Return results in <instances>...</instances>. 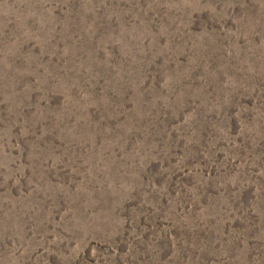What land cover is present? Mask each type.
<instances>
[{"label": "rangeland", "instance_id": "1", "mask_svg": "<svg viewBox=\"0 0 264 264\" xmlns=\"http://www.w3.org/2000/svg\"><path fill=\"white\" fill-rule=\"evenodd\" d=\"M0 264H264V0H0Z\"/></svg>", "mask_w": 264, "mask_h": 264}]
</instances>
